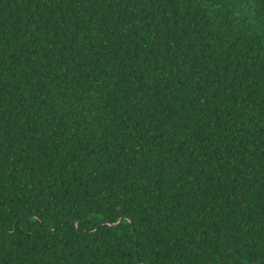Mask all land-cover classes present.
I'll return each mask as SVG.
<instances>
[{"label": "trees", "instance_id": "trees-1", "mask_svg": "<svg viewBox=\"0 0 264 264\" xmlns=\"http://www.w3.org/2000/svg\"><path fill=\"white\" fill-rule=\"evenodd\" d=\"M0 264H264V0H0Z\"/></svg>", "mask_w": 264, "mask_h": 264}, {"label": "water", "instance_id": "water-1", "mask_svg": "<svg viewBox=\"0 0 264 264\" xmlns=\"http://www.w3.org/2000/svg\"><path fill=\"white\" fill-rule=\"evenodd\" d=\"M122 220H123V218H121L116 224L108 223V225H113V226H115V225L119 224ZM77 228H78V225L76 224V229H77Z\"/></svg>", "mask_w": 264, "mask_h": 264}]
</instances>
